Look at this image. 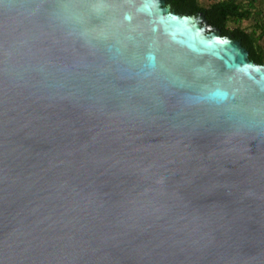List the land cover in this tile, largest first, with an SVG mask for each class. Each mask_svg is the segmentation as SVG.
<instances>
[{
	"label": "water",
	"instance_id": "obj_1",
	"mask_svg": "<svg viewBox=\"0 0 264 264\" xmlns=\"http://www.w3.org/2000/svg\"><path fill=\"white\" fill-rule=\"evenodd\" d=\"M0 264H264V65L164 0H0Z\"/></svg>",
	"mask_w": 264,
	"mask_h": 264
},
{
	"label": "trees",
	"instance_id": "obj_2",
	"mask_svg": "<svg viewBox=\"0 0 264 264\" xmlns=\"http://www.w3.org/2000/svg\"><path fill=\"white\" fill-rule=\"evenodd\" d=\"M191 1L194 7L185 11L187 14L203 12L224 35L241 41L252 60L264 65V0H218L209 4ZM244 21L251 25L243 27Z\"/></svg>",
	"mask_w": 264,
	"mask_h": 264
},
{
	"label": "flooded vegetation",
	"instance_id": "obj_3",
	"mask_svg": "<svg viewBox=\"0 0 264 264\" xmlns=\"http://www.w3.org/2000/svg\"><path fill=\"white\" fill-rule=\"evenodd\" d=\"M164 1H165V5L166 6H170L173 11H175L177 13H180V14H187V12H185V11H187V10H189V9L194 7V4H193V2L191 0H164ZM199 14H200V12L198 14H196L195 16H198ZM188 15H194V14H189L188 13Z\"/></svg>",
	"mask_w": 264,
	"mask_h": 264
},
{
	"label": "rangeland",
	"instance_id": "obj_4",
	"mask_svg": "<svg viewBox=\"0 0 264 264\" xmlns=\"http://www.w3.org/2000/svg\"><path fill=\"white\" fill-rule=\"evenodd\" d=\"M203 4H209L211 2H215V1H218V0H200ZM249 25H251V23L249 21H244L242 23V26L243 27H248Z\"/></svg>",
	"mask_w": 264,
	"mask_h": 264
}]
</instances>
